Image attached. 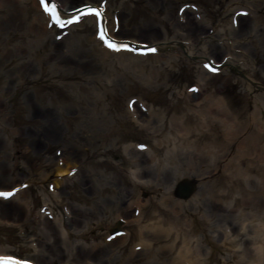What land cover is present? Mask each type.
<instances>
[{"label":"rangeland","instance_id":"obj_1","mask_svg":"<svg viewBox=\"0 0 264 264\" xmlns=\"http://www.w3.org/2000/svg\"><path fill=\"white\" fill-rule=\"evenodd\" d=\"M54 1L63 8L74 9L80 4L102 5L106 12V7H108L106 25L111 37L128 38L123 40L136 41L135 43L141 41L156 46L158 42L164 40L166 44L162 48L157 46L151 54L152 57L143 60L144 64L137 63L127 67L118 63H106L102 66H91L95 68L96 74H89L90 69L85 72L78 67L80 65L78 64L74 67L69 66L62 76L57 74L54 78L46 80L48 75L47 77L43 75L37 80L39 78L38 69L35 77L43 88L31 93V103L41 108L46 105L54 106L57 111L68 109L66 115L70 118L68 120L65 116L63 135L54 137L52 140H44L42 145H35V137L41 131L34 122L26 120V118H31L33 111L32 106H27L22 100L24 93L32 91L36 82L30 77L23 81L17 73L12 71L16 69L14 65L16 60L5 62L6 59L3 57L7 55L5 46L10 47L11 44L20 41L21 33L13 34L10 41L3 44L2 41L9 32L7 30L10 26L9 11L0 12V42L2 43L0 46V98H6L8 85L15 87L21 83V92L16 99L8 103L7 109L3 110L0 104V187H9L8 185L13 186L25 181L21 187L23 195L32 198L30 208L17 201L15 211L1 208L0 247L14 257L36 264H62L67 258L55 254L49 259H38L37 254H41L39 251L41 247L45 248L44 243H51L55 240L42 229V221H47L54 226L55 217L67 216L68 221L64 227L74 232L79 229L76 228L75 222L80 218L78 214L76 215L78 212L75 206L81 208L93 206L95 209H100L98 207L101 203L97 201L101 198L106 201L105 204L113 207L112 193L99 192L96 196L92 193L82 194L77 182L80 178L98 182L107 177L112 184L116 183L123 187L129 202L137 200V192H133L132 185L124 183L123 179L131 177V170L134 173L142 172L143 180L151 179L160 182L159 184L164 183L161 174L165 171L167 152L174 148L171 144L174 136L177 137V144L183 150L182 152L186 150L182 147H188V150H192L194 154L193 157L189 154L187 156V153L172 155V163L178 158L187 157L183 159L185 162L179 167V172L171 174L169 178L173 183L171 197L161 198L166 192L164 190L159 192V195L149 192L140 195L145 202L150 197L156 198L155 205L150 203L147 206L148 215L145 224L148 225L146 231L159 229L158 234L154 233L155 236H167L166 239L157 240L151 245L153 253L159 254L160 258L150 259L152 257H146L144 253L136 258L137 253L143 248L130 257L132 247L137 243L136 240H131L120 253V257L111 264H149L150 260L153 264H169L176 260L182 244L191 246V248L201 246L203 244L201 234L204 231L205 233L216 232L215 228L206 226L203 221L199 222V226L194 228L196 231H193L189 215L179 213L180 218L177 222L172 217L176 206L162 205V203H170L171 199H175L173 191L175 192L178 181L190 178L185 176L175 179V175L180 173L195 175L197 179L196 199L201 202H211L214 197L218 200L216 207L220 214L227 212L229 215H237L241 220L254 214L253 224H255L263 211L259 191L261 178L264 188V173L262 177L260 176L264 168V154L260 155L262 147L258 146L257 152L259 153L250 151L246 157H243L245 152L240 153L238 147L254 130L252 123L250 124L251 129L248 128L252 115L256 118V123L264 124V115L255 112L256 107L264 105V0ZM7 10H9L8 7ZM27 16L28 21L33 20L34 10H29ZM240 17L248 19L247 30L243 34L234 31L227 32L228 27L232 30L234 26L237 27ZM63 21L66 22L67 18ZM187 21L201 26V30L191 36L185 28ZM78 22L75 20L72 23ZM19 24L20 22L18 27ZM23 26L25 27L24 23ZM56 28L58 30L54 35L56 34L55 39L58 41L55 39L47 41V47L39 52L41 59L55 62L59 54L66 50L64 44L68 31L65 27ZM251 30L252 32L249 33ZM77 33L86 36L87 41L76 40L73 51H84L88 47L89 40L97 36V30L93 26L89 29L78 30ZM60 41H63V44L57 47ZM173 41L194 45L193 54L188 56L184 53L182 46L175 45ZM127 53V56L118 55L119 60L136 54ZM202 53L207 54L208 60L218 66L216 72L207 70L206 64L203 66L204 59L200 58ZM37 63L34 62L33 66H37ZM49 66L50 64L45 66L47 70H50ZM246 74L251 78L248 79ZM199 79L204 82L203 88L198 87ZM59 84H64V90L58 86ZM248 86L252 92L251 99L246 90ZM152 112L158 115H152ZM148 122L161 129L159 136H154L147 129ZM18 129L21 130L16 144L23 154L11 159V142L16 138L12 136V133ZM105 130H110L109 135L101 139L100 133ZM242 131L246 133L243 137L240 136ZM183 133H187V143L178 141ZM159 140L167 142L159 148L156 144ZM99 143L102 147L109 148L110 151L100 153L96 150L97 152H93ZM132 144L138 145V149L127 147L125 152L124 146ZM13 145H15L14 141ZM70 150H73L72 154ZM132 150L140 158L138 164L133 165L134 167L129 165V158L133 157L129 152ZM225 152L230 154L227 162L221 160ZM213 153L217 154L220 166L216 183H212L211 179L203 176L208 172L206 166ZM249 154H252V157H249ZM49 158L57 159V163L58 159L64 158L75 164V171L70 175L67 184L60 187L54 185L58 174L53 173L50 167H45V161ZM156 159H159V162L154 164ZM239 159L243 161L244 176H248L245 180L242 177L243 174H240L242 171L238 166ZM5 162L11 164L9 168L5 167ZM114 165H118V168L115 169ZM45 173H49L46 180L42 177ZM210 185H213L212 188ZM243 188L249 190L251 195L242 194ZM44 194L51 197L48 202V208L53 211L51 216L42 214L47 204L44 202ZM235 197L237 199L244 197L247 203L242 205L240 200L232 202ZM230 203L233 206L228 208ZM110 212L114 218L117 214L123 218L119 217L116 224H112L108 231H105L108 224L103 222L100 224V230H104L103 232L86 233L81 237L72 236L70 240L73 242L78 239L88 246L94 242L100 246L108 244L113 249L119 243L118 238L122 237V235L113 236L111 234L118 223L123 234L128 229L139 232L143 225L142 223L141 225L124 226L123 220L131 217L122 215V212H118L115 208H112ZM198 212L199 216L204 214L205 206H202ZM103 215L106 216V213ZM233 220L232 217H228L227 223L221 221L220 230L223 228L231 231L232 226L229 222ZM153 238L151 235L149 243H153ZM98 256L103 257L101 254Z\"/></svg>","mask_w":264,"mask_h":264},{"label":"bare ground","instance_id":"obj_2","mask_svg":"<svg viewBox=\"0 0 264 264\" xmlns=\"http://www.w3.org/2000/svg\"><path fill=\"white\" fill-rule=\"evenodd\" d=\"M52 1V0H50ZM54 1V0H53ZM55 2V1H54ZM83 7V10L86 8L91 7H97V5H86L80 4L75 6V8H63L59 6L58 9V19L59 22L53 21L51 18L50 12H45L42 10L39 0H0V12H8V21H9V27H7V36L3 39V44L8 43L10 41V38L13 34H20V41H17L10 45V47L5 46L7 49V55H4L5 62L9 63L12 61H15L14 65L16 69L12 70L15 74L17 73L18 77L21 78V80L25 81L27 77H30L32 81H35L34 88L30 92H25L23 95V100L26 102V105L32 106L33 114L31 118L26 120H29L31 122H34L36 125H38L39 130L41 131L40 134H37L35 137L36 141L34 142L35 145H42V141L44 140H52L54 137L63 135L64 131V121L67 118L69 120L70 116L66 115V111L68 109H65L66 111H57L54 106H48L46 105L44 108H41L33 103H31L32 100V94L33 92L40 91L43 88V85L38 83L37 80L41 79L43 75L47 77L46 80L49 78H54L55 75L61 74L65 72L70 67L77 66L82 68L85 72L90 71L89 74L94 72L95 68L93 69L91 66H99L106 63L115 64L118 63L122 66H130L133 64H144V59H150L152 55H140V54H131L129 58L119 60L118 55L127 56L128 51L123 52H116L115 50H110L104 46V44L101 42L100 36H94L89 40L88 47L84 51H73L75 46V41H87L86 36L78 35L77 31L85 29H89L92 26L97 30V23L99 19L103 22V24L106 26V32L109 34L108 27L106 25V16L108 13V7H106V12L103 11L102 17H98L97 15H91V16H79L80 19L78 20V23H68V21L75 16L80 14V10L77 9V7ZM85 6V7H84ZM232 6V5H231ZM7 7L9 10H7ZM33 9L35 12V17L33 20L28 21L27 14L29 13V10ZM73 9V10H72ZM105 12V13H104ZM6 15V14H4ZM248 16V14H247ZM64 18H67V21L65 22V28L66 31H68V35L65 39L66 43L64 44V48L66 50L63 53H60L59 56L56 58L55 62H51L52 60L48 59H41L39 57V52H41L42 49L47 47V41L51 39H55L54 33L58 30L57 25L60 26L62 24V20ZM87 19V20H86ZM86 20V21H85ZM58 21V20H57ZM20 22V26L18 27V23ZM23 23L25 27L23 26ZM89 25H88V24ZM85 24L86 27H85ZM248 19L247 18H239V24L233 27V30L231 27H228L226 29L227 32L231 33V31L237 32L239 34H243L247 30L248 27ZM253 27V26H252ZM185 28L188 33L191 34V36L196 35L198 31L201 30V26L196 25L195 23L191 21H187L185 23ZM254 30V28H252ZM252 30L249 32L251 33ZM223 31V30H222ZM225 31V29H224ZM76 33V34H75ZM69 38V39H68ZM128 39V38H123ZM122 38L119 39L120 41H126ZM57 40V39H55ZM58 41V40H57ZM128 41V40H127ZM65 42V41H64ZM136 42V41H135ZM140 44H145V42L139 41ZM168 43V41H167ZM175 45L182 46V49L185 54L188 56H191L194 51V45H189L188 43H180L173 41ZM61 44H63V41H60L57 45L59 47ZM166 44V41L162 40L157 43V46L159 48H162ZM0 46H2V43L0 42ZM3 55V54H2ZM207 54L202 53L200 55V58L204 59V65L209 62V58L206 56ZM53 59V58H52ZM20 60V61H19ZM34 62H38L37 66H33ZM50 70H47L45 66L49 65ZM83 65V66H81ZM96 65V66H95ZM38 67V68H37ZM39 69V75L38 79L36 80L35 72ZM72 69V68H71ZM90 69V70H89ZM248 79L250 75L246 74ZM60 76V75H58ZM11 79L13 80V77L11 75ZM22 81V82H23ZM52 82L51 80H49ZM198 87L204 86L203 80L199 79ZM203 85V86H202ZM62 90L64 84L58 85ZM247 92L249 95V98L252 97L251 88L247 87ZM21 92V83H18L17 86L12 87L8 85L6 87V98L2 99L3 101L0 103L1 106L4 109H7V105L11 100H14L17 98V95ZM32 93V94H31ZM21 100V99H20ZM52 105V104H50ZM62 108H60L61 110ZM257 113H262L264 115V105H260L256 107ZM152 115H158L156 112H152ZM66 116V118H65ZM74 116V114H73ZM253 117L250 119V122L248 124V128L251 129V126L253 125V132L242 141L240 146L238 147L240 153H244L243 157L247 156L248 152H257V147H262V154H264V124L263 123H256V118ZM75 117V116H74ZM11 120L12 116L10 117ZM77 118V117H75ZM67 122V120H66ZM217 122V121H216ZM224 123H226L225 120H223ZM221 124V122L219 121ZM252 125L250 126V124ZM214 125L215 123H211ZM219 124V125H220ZM227 125V124H226ZM26 126H29L26 124ZM147 129L151 131V133L154 136H159L160 128L152 125L151 122H148L146 124ZM218 127V126H217ZM247 128V129H248ZM20 130L18 129L15 132L12 133V136H16L14 140H12V144L10 148V158L15 159L17 156L23 154L21 150L18 149L16 140L19 138L17 137L20 135ZM215 131V129H213ZM5 131V130H4ZM110 130H105L104 132L100 133L101 139H105L109 134ZM113 132V131H112ZM216 133V132H215ZM246 133L243 131L241 132L240 136L243 137ZM214 138L215 136L211 134ZM31 136V135H30ZM187 133L182 134V138H178V141H182L183 143H187ZM182 139V140H181ZM216 140V138H215ZM13 141L15 142V145H13ZM167 141L166 140H159L156 142L157 146L160 148L163 146ZM181 142V143H182ZM48 143V142H47ZM171 144L174 145V148L167 152V155L165 157V174L162 175V181L164 183L159 184L160 182H155L151 179H145L143 180L142 172L140 173L137 171L134 173L132 170L130 171L131 177H124V183H130L133 187L132 191L137 192L136 199L132 201H127V195L123 189L122 186L116 185V183L112 184L111 181L107 177L103 181H89L88 179H79L78 185L80 186L81 192L84 193H92V195L108 192L112 193V202L114 203L113 207L112 205L109 206L105 204V200L99 198L98 203H101V205L98 207L100 209H95L93 206L86 207H79L75 206L76 209V215L80 217L76 220V228L77 231L70 232L68 229H66L64 226L66 222L68 221L67 216L60 215L58 217H55V225H51L47 221H42V229L49 234L50 238H55L53 242L44 243V247L40 248V253L38 255V259H49L52 258L51 256L55 254L56 256L60 257H66L67 260L63 261L62 264H111L113 261H116V258L120 257V253L124 250L126 245L131 240H136L137 243L132 247V250L130 252V257H132L135 252L140 250V248H143L140 250L136 258L141 257V254H145L146 257H152L150 259H158L160 258V255L156 252L153 253V246L157 240L166 239L167 236H155L158 234L159 229L156 231H146L148 225L145 224V219L147 218V206L151 203L152 205H155L156 198L150 197L146 202L140 198V195L142 193H152L153 195H159V192H165L161 198L170 196L172 194L173 189V183L172 180H169L171 174H176L179 167H181L185 161V159L188 154L193 157L192 150H188V147H182L186 148L184 152L180 149V146L177 144V137H172ZM189 144V142H188ZM190 147V145H187ZM125 152L127 150V147H131L132 149H138V145L132 144V145H125ZM42 150V147H41ZM98 151L100 153H106L109 152L110 149L106 147H102V145L99 143L97 145V149H93V152ZM132 150L129 152V154L133 157L129 158V165L131 167H134L133 165H137L139 161V157L137 153H133ZM96 151V152H97ZM70 153H73V150H70ZM150 153V152H149ZM187 153V156L185 158L176 159L174 163L173 160H171L172 155H180V154ZM259 153V152H257ZM135 154V155H134ZM229 153L225 152V154L222 156V161L227 162V159H229ZM249 157H252V154H249ZM170 158V159H169ZM57 159H51L45 161V167L51 168L53 173L58 174V178L54 180V185L57 187H60L62 185H65L70 180V175L74 173L75 171V164L69 161L68 159H58V163L56 161ZM194 160V159H193ZM219 158L217 157L216 153H213L210 156V161L208 162L206 166V170L208 172L204 173L203 176L205 178L211 179L212 183L217 182V176L220 173V166H219ZM221 161V162H222ZM159 162V159H156L154 164H157ZM243 161L242 159H239V167L242 171L240 174H243V179H247L248 176H244L245 172L242 167ZM172 164V165H171ZM5 167H8L11 165L9 162H5ZM114 168L117 169L118 165H114ZM163 169V167H162ZM179 172V171H178ZM263 171L261 172V177L263 176ZM133 174V176H132ZM49 173L43 174V178L46 180L48 179ZM188 176L190 178H184L178 181V183H181L183 181H191L193 183L197 182V179L195 178V175H186V174H179L175 175V179H179L181 177ZM160 178V177H159ZM260 179V191L259 195H261L262 198V215L259 216L257 222L253 224L254 217L253 215H249L244 219H240L237 215H229L226 213H219L218 208L216 207V204L218 202L217 199L213 197V201H199L195 198L197 191L194 192L191 197L188 199H182L176 196L175 192L173 191V196L175 199H171L170 203H162V205L170 207V206H176V210H173L172 217L177 222L179 221V213H185L191 217V223H192V230L196 231V229L199 226V222L203 221V223L206 224V226L215 228L216 232L212 231V233H205L204 231L201 234V243H203L201 246H197L195 248H191V246H188L186 244H182L181 249L178 251V255L176 260L169 262V264H264V188H263V182ZM25 181H21L18 184H15L13 186L8 185L9 187L1 186L0 187V193H12L10 196H4L0 195V210L5 209L9 211H15L16 210V201L23 204L25 207L30 208V203L32 202V198H27L24 196V192L22 191L21 187H23V183ZM262 183V184H261ZM167 185V186H166ZM154 186V187H153ZM211 188L213 185H210ZM153 188V189H152ZM152 190V191H151ZM242 194L246 193L251 195L249 193V190H246L243 188L241 191ZM45 195V194H44ZM46 194L44 196V202H45V208L42 211V214L44 216H51L53 211L51 208H48V202L51 200V197ZM91 195V196H92ZM99 195V194H98ZM89 196V195H88ZM90 197V196H89ZM154 198V199H153ZM161 200V199H160ZM237 200L241 201L242 205H245L247 203V200L243 198L237 199L235 197L232 199V202H237ZM209 204V205H208ZM202 206H205V213L199 216L200 209ZM233 205L230 203L228 204V208H231ZM112 208L117 209V211H121L122 215L130 216L129 219H124V226H133V225H141L139 232H133L130 229L126 230V232L123 234L122 237L118 238L119 243L116 244L115 248L111 249L109 245H103L100 246L97 243H92L90 246L87 244H84L80 242V240L71 241L70 238L72 236H79L81 237L83 234L86 233H94L99 234L101 231L100 224L103 222L108 224V227L105 229V231H108L112 224L116 222V220L119 217H122L121 215H118L114 218L112 217ZM8 211V212H9ZM106 213V216L103 214ZM255 216V215H254ZM77 217V216H76ZM228 217H232L234 220L229 222L231 223L232 228L231 231H227L225 229L220 230V222L223 221L227 223L226 219ZM252 217V218H250ZM123 218V217H122ZM155 222H153L154 224ZM116 224V223H115ZM145 224V225H144ZM82 226V227H81ZM119 226V224H117ZM230 227V225H229ZM75 228V229H76ZM119 228V227H118ZM117 228V229H118ZM121 228V227H120ZM155 228V227H154ZM153 228V229H154ZM158 228V227H156ZM120 230V229H119ZM146 231V232H145ZM235 231V232H234ZM153 234H148V233ZM156 233V234H154ZM120 235V236H121ZM153 235V243H149L150 236ZM169 235V234H168ZM177 241H175L176 243ZM174 243V244H175ZM182 243V242H181ZM206 244V245H205ZM173 249V247H172ZM153 253V254H152ZM101 254L103 257H99L98 255ZM221 255V257H220ZM11 257V254L7 252L5 249L0 247V264H4V261ZM98 259H95L97 258ZM135 258V259H136ZM130 259V258H129ZM24 260V259H22ZM96 260V262H94ZM27 261V260H25ZM151 261V260H150ZM149 261V264H153ZM28 262V261H27ZM31 262V261H29ZM154 262V261H153ZM33 264H36L35 262H31ZM39 264V263H38Z\"/></svg>","mask_w":264,"mask_h":264},{"label":"snow or ice","instance_id":"obj_3","mask_svg":"<svg viewBox=\"0 0 264 264\" xmlns=\"http://www.w3.org/2000/svg\"><path fill=\"white\" fill-rule=\"evenodd\" d=\"M42 3H44V6H45V9L46 10H48V11H50V12H54V8H49L48 7V4L46 3V2H44V0H42ZM89 12H91V13H95V14H99V10L98 9H94V8H90L89 9ZM80 19V17H75V20L76 21H78ZM57 22H59V19H58V21ZM73 22V20H69L68 21V23H72ZM101 36H102V38H107V34L105 33V32H102L101 33ZM107 39H109V47H111V48H113V49H116V50H119V48L121 47L119 44H118V42H114V41H111L110 40V38H107ZM153 51H154V49H153ZM209 67H211V66H209ZM141 147H144V146H141ZM0 195H4V196H10V195H12V193H0ZM111 238V237H110ZM17 264H19V262H17Z\"/></svg>","mask_w":264,"mask_h":264},{"label":"water","instance_id":"obj_4","mask_svg":"<svg viewBox=\"0 0 264 264\" xmlns=\"http://www.w3.org/2000/svg\"><path fill=\"white\" fill-rule=\"evenodd\" d=\"M195 190V183L191 181H183L178 184L175 194L179 198L188 199Z\"/></svg>","mask_w":264,"mask_h":264}]
</instances>
